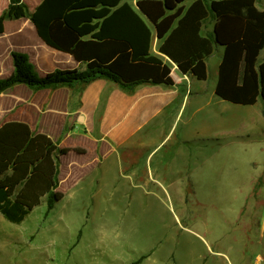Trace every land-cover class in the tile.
Here are the masks:
<instances>
[{
	"label": "crops",
	"instance_id": "1",
	"mask_svg": "<svg viewBox=\"0 0 264 264\" xmlns=\"http://www.w3.org/2000/svg\"><path fill=\"white\" fill-rule=\"evenodd\" d=\"M22 1L31 12L42 0ZM126 1L149 23L151 52L169 66L171 85L141 83L125 91L99 78L85 85L75 83L55 89L35 90L16 84L0 93V125L25 123L32 132L46 134L59 147L69 149L59 157L57 190L63 194L61 199L63 190L72 189L79 192L77 198L87 202H163L161 192L194 187L195 169L183 144L197 137L220 148L227 132L237 136L238 132L256 128L258 135L264 129L261 109L259 115L248 112L244 120H239L245 122L244 129L227 130L226 107L221 104L225 100L215 93L224 47L241 37L245 26L242 17L225 14L203 24V31L212 33L216 43L206 59L207 78L198 80L191 73H181L158 51V45L192 0ZM7 5L8 0H0V14ZM255 5L263 10L264 0H257ZM217 46L221 47L218 58L210 67ZM12 51L27 55L39 76L55 69L85 68L69 53L45 44L27 17L4 21L0 78L13 71ZM210 74L212 82L208 84ZM231 104L237 109L253 106ZM256 256V262L263 259Z\"/></svg>",
	"mask_w": 264,
	"mask_h": 264
},
{
	"label": "trees",
	"instance_id": "2",
	"mask_svg": "<svg viewBox=\"0 0 264 264\" xmlns=\"http://www.w3.org/2000/svg\"><path fill=\"white\" fill-rule=\"evenodd\" d=\"M256 1L192 0L158 51L181 73L205 80L206 59L216 41L203 31V24L225 14L240 16L245 26L241 37L224 47L215 93L240 105H254L259 97L264 101V9H257ZM21 17L29 18L45 44L69 53L85 68L55 69L39 76L27 55L12 51L13 71L0 78V93L16 84L55 89L99 78L125 91L141 83H173L169 66L151 52L149 23L126 0H42L31 12L22 0H8L0 14V33L6 19ZM68 151L25 123L0 125V215L6 221L19 224L42 203L43 217H48L63 196L57 190L59 157Z\"/></svg>",
	"mask_w": 264,
	"mask_h": 264
},
{
	"label": "rangeland",
	"instance_id": "3",
	"mask_svg": "<svg viewBox=\"0 0 264 264\" xmlns=\"http://www.w3.org/2000/svg\"><path fill=\"white\" fill-rule=\"evenodd\" d=\"M221 104L227 130L264 107L260 97ZM255 130L227 132L220 148L197 137L183 144L194 187L161 192L163 202H87L70 189L46 218L43 203L19 224L0 215V264H264V129Z\"/></svg>",
	"mask_w": 264,
	"mask_h": 264
}]
</instances>
